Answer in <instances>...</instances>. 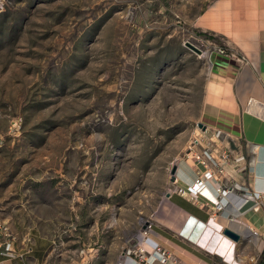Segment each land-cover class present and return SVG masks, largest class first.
Here are the masks:
<instances>
[{
	"label": "rangeland",
	"instance_id": "obj_1",
	"mask_svg": "<svg viewBox=\"0 0 264 264\" xmlns=\"http://www.w3.org/2000/svg\"><path fill=\"white\" fill-rule=\"evenodd\" d=\"M213 1L0 0V219L13 250L35 241L39 264L148 257L143 234L167 194L191 201L172 166L189 161L196 177L194 154L223 147L206 98L209 56L229 49L196 23Z\"/></svg>",
	"mask_w": 264,
	"mask_h": 264
},
{
	"label": "crops",
	"instance_id": "obj_2",
	"mask_svg": "<svg viewBox=\"0 0 264 264\" xmlns=\"http://www.w3.org/2000/svg\"><path fill=\"white\" fill-rule=\"evenodd\" d=\"M196 23L224 36L229 49L228 55L209 56L206 117L209 129L222 133L220 149L231 151L228 180L221 185L232 191L214 217L205 195L193 202L170 194L169 209L146 234V243L166 251V264H264V0H214ZM193 179L192 163H180L175 183L185 188ZM218 186L208 182L212 201ZM226 228L240 239L218 237ZM46 250L27 241L0 264H39ZM121 259V264H160L153 254Z\"/></svg>",
	"mask_w": 264,
	"mask_h": 264
},
{
	"label": "built area",
	"instance_id": "obj_3",
	"mask_svg": "<svg viewBox=\"0 0 264 264\" xmlns=\"http://www.w3.org/2000/svg\"><path fill=\"white\" fill-rule=\"evenodd\" d=\"M222 53V51H219ZM195 160H197L200 168V171L198 170L196 172L195 177V184L193 188L198 184L200 187L202 185L203 180H214L218 183V187H216L218 196L217 200L218 202L213 204L214 206V212L211 214L212 217H214L219 211L223 210V203L222 199L225 198L226 193H231L232 187L227 188L222 187L221 184H225L227 182V173H226V167L231 162V151L228 149H210L208 147H205L202 152H199V154H194ZM197 168V169H199ZM177 193L180 196H188L191 201H198V196L200 194V190H192L189 188H178ZM219 197V198H218ZM201 206L205 207L208 205V203L200 204ZM143 235H146L144 233ZM13 243V235L11 234L9 227L0 219V263L2 259H10L15 256V251L12 248ZM153 256L154 258L160 263V264H166L168 259V254L165 250H161L159 247H155L153 250Z\"/></svg>",
	"mask_w": 264,
	"mask_h": 264
},
{
	"label": "bare ground",
	"instance_id": "obj_4",
	"mask_svg": "<svg viewBox=\"0 0 264 264\" xmlns=\"http://www.w3.org/2000/svg\"><path fill=\"white\" fill-rule=\"evenodd\" d=\"M189 155H190V157H192L193 156V153L191 152V153H189ZM210 180L208 179V180H203V182H202V185L199 187L198 186V184H196V186L193 188V186H194V184H195V179H193V181H192V183L190 182V185H187V186H185V189L186 188H191L192 190H200V194H199V196H198V199H200V197H204L203 195H205V200L207 201V202H209V203H212V204H215V203H217V197H216V199L215 200H211L208 196V194H209V189L207 188V185H208V182H209ZM228 194L229 193H226L225 194V197L226 196H228ZM216 195L218 196V193H217V190H216ZM146 236H145V241H146ZM145 245H147V243H145ZM148 246V245H147ZM155 246V245H154ZM154 246L152 247V251L151 252H148V251H141V252H146L147 254H148V257H150V255L151 254H153V249H154ZM151 248V247H150Z\"/></svg>",
	"mask_w": 264,
	"mask_h": 264
},
{
	"label": "water",
	"instance_id": "obj_5",
	"mask_svg": "<svg viewBox=\"0 0 264 264\" xmlns=\"http://www.w3.org/2000/svg\"><path fill=\"white\" fill-rule=\"evenodd\" d=\"M186 46L188 48H190L192 51H194L195 53L201 54V51L198 48H196L195 46H193L192 44L186 43ZM176 173H177V165H173L171 170H170V173H169L170 174V182L171 183L175 182ZM167 197H169V194H167ZM222 235L225 238H227V239H229L231 241H234V242H237L240 239V236L236 232L232 231L229 228L223 229L222 230Z\"/></svg>",
	"mask_w": 264,
	"mask_h": 264
},
{
	"label": "trees",
	"instance_id": "obj_6",
	"mask_svg": "<svg viewBox=\"0 0 264 264\" xmlns=\"http://www.w3.org/2000/svg\"><path fill=\"white\" fill-rule=\"evenodd\" d=\"M260 264H262V263H260Z\"/></svg>",
	"mask_w": 264,
	"mask_h": 264
}]
</instances>
